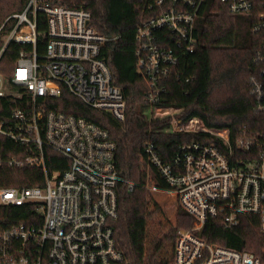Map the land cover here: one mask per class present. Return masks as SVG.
Listing matches in <instances>:
<instances>
[{
  "label": "built area",
  "instance_id": "obj_1",
  "mask_svg": "<svg viewBox=\"0 0 264 264\" xmlns=\"http://www.w3.org/2000/svg\"><path fill=\"white\" fill-rule=\"evenodd\" d=\"M203 2L170 0L160 15L138 27L137 66L149 82L151 103L159 101L162 81L178 62L176 49L162 43L171 38L176 48L192 52ZM221 2L232 14L257 9L253 30L261 35L263 50L254 61L264 63V0ZM38 12L47 23L43 55L37 51ZM11 18L16 25L3 50L11 41L32 50L20 53L10 79L0 72V109L13 108L9 120L0 124V134L25 144L28 153L0 157V166L41 172L39 184L0 187V206L36 205L41 217L38 225L22 222L0 231V264H129L117 247L112 224L118 218L117 185L124 181L115 152L119 133L125 134L121 124L126 96L100 57L107 38L92 27L88 10L45 0H30ZM252 87L253 109L264 114V70L252 79ZM156 113L171 116L173 132L217 139L181 146L171 164H165L153 146L146 148L156 180L149 188L174 196L186 219L176 232L170 264H264L249 251L208 240L211 221L234 228L246 215L259 218L264 237V132H244L232 139L228 129L207 128L199 118L181 125L175 109L158 108ZM46 148L68 160L69 168L49 171ZM128 184L133 190L135 183Z\"/></svg>",
  "mask_w": 264,
  "mask_h": 264
},
{
  "label": "trees",
  "instance_id": "obj_2",
  "mask_svg": "<svg viewBox=\"0 0 264 264\" xmlns=\"http://www.w3.org/2000/svg\"><path fill=\"white\" fill-rule=\"evenodd\" d=\"M30 0H0V72L11 78L22 51L30 52L32 46L11 41L3 50L5 37L16 25L11 18L25 10ZM50 4L82 8L91 14L92 27L107 40L101 46L100 57L111 69L113 82L126 96L125 118L121 126L125 137L137 147L144 160L150 161L148 145L165 164H171L180 147L195 141L214 143L217 139L204 133L173 132L170 115H156L158 108L175 109L181 125L199 118L207 128L228 129L232 139L242 133L264 132V114L254 111L256 97L252 79L259 77L264 63H256L255 56L263 50L262 37L253 30L257 9L249 13L232 14L221 0H204L195 20L194 49L192 52L176 48L169 38L163 46L175 48L178 62L171 74L162 81L164 89L156 103L148 100L149 82L139 71L137 62V30L147 19L160 15L170 4L164 0H45ZM37 51L43 55L47 44L46 16L37 13ZM3 50V51H2ZM74 99V98H70ZM12 107L0 109V124L9 120ZM107 124V121L103 119ZM116 130V129H115ZM118 131V130H116ZM120 134V133H119ZM141 172L151 185L155 177L147 164L138 157ZM27 146L0 134V157H22ZM45 166L49 171H65L68 160L46 148ZM115 164L124 181L117 185L118 218L113 221L115 238L129 264H170L174 255L175 235L185 225L176 220L168 229L164 240L170 247V257L161 262L155 255L146 260L140 253L134 224L138 219L152 218L162 207L148 213H138L140 204L152 198L128 146L117 139ZM156 171V169H154ZM39 168L23 170L0 166V187H22L39 184ZM128 182L135 183L133 190ZM166 189L167 186L164 185ZM41 214L36 205L17 207L0 206V231L22 222L38 225ZM184 217V214H183ZM185 219V217H184ZM186 220V219H185ZM208 240L212 243L249 251L264 263V237L260 233L257 216L246 215L234 228H225L219 220L209 223Z\"/></svg>",
  "mask_w": 264,
  "mask_h": 264
},
{
  "label": "rangeland",
  "instance_id": "obj_3",
  "mask_svg": "<svg viewBox=\"0 0 264 264\" xmlns=\"http://www.w3.org/2000/svg\"><path fill=\"white\" fill-rule=\"evenodd\" d=\"M7 37H5V41ZM156 115H159L155 112ZM175 114V113H174ZM119 140L127 144L128 150L133 156V159L143 176L146 183L147 190L151 193L152 198H147L144 205L140 204L138 206V213H148L155 210L158 206L162 207V211H158L152 218L149 219H138L134 224L135 234L140 247V254L146 259L155 255V261L161 262V260H167L170 257V247L166 244L164 236L168 229L176 220H186L183 217V212L181 211L176 199L170 193L165 191L153 192L149 186L150 182L147 181L145 175L141 172L139 165L136 161V155L133 151H136L138 157L141 158L149 167V163L144 160L141 153L133 143L126 139L125 134L118 136Z\"/></svg>",
  "mask_w": 264,
  "mask_h": 264
}]
</instances>
